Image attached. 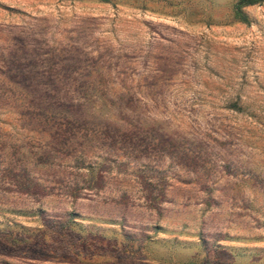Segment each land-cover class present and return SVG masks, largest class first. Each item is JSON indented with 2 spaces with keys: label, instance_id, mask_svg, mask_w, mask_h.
<instances>
[{
  "label": "rangeland",
  "instance_id": "1",
  "mask_svg": "<svg viewBox=\"0 0 264 264\" xmlns=\"http://www.w3.org/2000/svg\"><path fill=\"white\" fill-rule=\"evenodd\" d=\"M0 0V264H264V0Z\"/></svg>",
  "mask_w": 264,
  "mask_h": 264
},
{
  "label": "trees",
  "instance_id": "2",
  "mask_svg": "<svg viewBox=\"0 0 264 264\" xmlns=\"http://www.w3.org/2000/svg\"><path fill=\"white\" fill-rule=\"evenodd\" d=\"M263 0H236L233 4V11L234 16L236 19L242 21V22H248V17L246 13L244 12L243 8L245 6L254 5L256 3H260ZM190 264H197V263H190ZM200 264V263H198Z\"/></svg>",
  "mask_w": 264,
  "mask_h": 264
}]
</instances>
